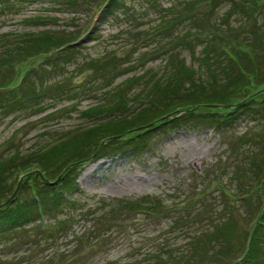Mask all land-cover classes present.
<instances>
[{
	"label": "rangeland",
	"instance_id": "1",
	"mask_svg": "<svg viewBox=\"0 0 264 264\" xmlns=\"http://www.w3.org/2000/svg\"><path fill=\"white\" fill-rule=\"evenodd\" d=\"M157 1V6L148 9L132 1L128 19H121L119 24L112 26L97 25L94 28L95 38L81 42L68 60L56 55L55 49L38 52L41 51L40 47H37V51L34 49L27 51L26 55L13 57V69L7 67L4 79L11 77L12 84H19L14 99H20L21 93L31 90L40 94L48 87L51 89L60 80H67L72 85L83 83L86 85V92L53 98L46 95L38 101L40 103H19L12 105L9 112H0V159H7L9 154L15 152L23 156L48 144L50 140H55L57 136H79L80 129L89 124L110 123L122 117L127 118L142 107L141 102L145 97L154 98L157 95L155 91L158 90L157 87H161L157 84L163 82L164 72L170 69L168 64H173L172 69L183 72L185 77L192 74L191 77L195 79V76L201 75L198 68L200 45H194L193 40H188L192 45L182 43L183 46H177L181 36L176 32L157 34V28L163 22L159 21V17L171 16L170 8L167 7L172 4L171 0ZM219 1L221 7L216 8L212 14L205 13L213 16L209 22L211 26L235 27L239 22L243 23L240 15L232 10L226 0ZM255 2L264 6V0ZM259 8H254V15L261 21L264 15L259 14ZM206 15L201 14V21H207L204 18ZM70 16L55 1L38 3L33 0H0V40L24 33H37L42 29L60 28L73 32L75 29L81 30L83 24L92 26L87 18L84 23L83 16L82 20L74 23ZM185 46L188 48L185 49ZM96 60L100 62L97 63ZM121 85L122 104H116L108 98L103 99L104 92L108 89L116 90ZM95 106L99 111L90 112L89 108H96ZM144 126L133 127L109 140L104 139L103 145L99 144L102 147L98 146L96 152L89 157L83 155H88L92 146H79L83 148L69 157L83 156L74 163L75 167L69 171L70 174H67V178H74V182L69 180V187H59L61 195L69 196L67 204L47 208L41 204L43 200L51 202L47 190L39 193L38 200H33L36 194L34 192L39 186L15 188L18 203L33 200L35 206H31L29 221L22 225L9 228L10 224L5 219H0V228L6 229L0 233V264L139 262L148 239L155 237L160 240L161 234H158L159 230H155L158 228H146L142 225L130 228L127 220L120 216L121 213L109 212L113 205H108L107 199L134 200L144 195H159L163 200H177L183 193L201 189L199 178L196 177L201 170L208 171L203 181H210L203 182L205 190L201 195L206 204L200 208L202 212L197 219L210 215L206 211L211 209V214L215 215L220 207V195L216 192L218 186L212 184L217 173L225 186L223 193L228 202L238 197L232 167L229 166L238 158V154L231 157L229 154L239 146V134L246 126L252 128L250 134L253 135L260 130L258 126L242 122L237 131L226 130L221 135L212 131L205 119L193 118L185 126H172L169 121H165L150 129L144 137L126 140L143 130ZM147 126L150 127L151 124ZM262 142L261 150L264 151V141ZM253 151L255 155L259 149L253 148ZM257 154L261 157L259 152ZM244 167H248L245 171L247 180L254 184L252 179L256 174L251 162ZM256 170L257 176L261 175L263 178L264 165L260 166L259 162V169ZM24 176L25 174L12 176L9 181H13L11 183L15 187L17 181ZM58 182L59 178L52 184L55 186ZM258 184L257 182L254 186ZM211 206L213 208L210 209ZM236 207L238 206L232 209L235 214ZM85 213L88 216H84ZM119 219L123 221V227L116 228L113 232L111 224ZM93 221L100 235L98 241L90 234ZM186 236V233L171 234L168 239L183 244ZM75 244V251L65 258L54 254L56 249L61 250ZM98 245H101L100 252L97 251Z\"/></svg>",
	"mask_w": 264,
	"mask_h": 264
},
{
	"label": "trees",
	"instance_id": "2",
	"mask_svg": "<svg viewBox=\"0 0 264 264\" xmlns=\"http://www.w3.org/2000/svg\"><path fill=\"white\" fill-rule=\"evenodd\" d=\"M33 1L38 3L55 1L58 7L71 14V22H78L83 16L84 23L87 18L88 22H92V26L83 24L81 30L75 29L73 32L60 28L42 29L37 33H24L0 40V112L3 110L9 112L12 105L16 106L19 103L20 105L40 103L38 101L46 95H51L53 98L63 94L74 96L86 92L84 88L86 85L84 86L83 83L72 85L67 80H60L51 89L48 87L40 94L31 90L21 93L20 99H14L19 84H12L11 77L4 79L7 67L13 69V57L26 55L27 51L34 49L37 51V47H40L41 51L38 52L55 49L56 55L68 60L81 42L95 38L94 28L97 25L112 26L119 24L121 19H128L127 14L132 1L146 9L157 6L159 2L157 0ZM171 1V7L169 5L167 7L170 8L171 16L159 17V21L163 22L157 28V34L176 32L181 36L177 46L189 43L192 45L188 40H193L194 45H200L198 68L201 75L195 76V79L191 77L192 74L185 77L183 72L172 69L173 64H170L171 66L168 64L170 69L164 72L166 74L163 75L165 76L163 82L157 84L161 86L155 91L157 95L154 98L145 97L141 102L142 107L135 113L129 114L127 118L122 117L110 123L89 124L80 129L79 136H57L55 140H50L48 144L23 156L15 152L9 154L7 159H0V219H5L6 223L10 224L9 228L28 222L31 206H35L33 200H38L39 193L46 190L50 193L51 202L43 200L41 204L44 207L53 208L59 204H67L70 201L69 196L61 195L59 187L61 185L69 187V180L74 182V178H67L69 171L75 167L74 163L80 160V157L93 155L104 139L109 140L113 136H119L133 127L145 125L143 130L126 140L144 137L150 129L165 121H169L172 126L177 124L185 126L193 118H203L212 131L221 135L226 130L237 131L241 123L245 122L247 125L258 126L260 130L253 135L250 134L252 128L246 126V129L239 134L241 138L239 146L232 149L229 154L230 157L238 154V158L229 165L232 167L231 173L237 187L236 191L239 192L238 197L228 202L226 194L223 193L222 180L220 181L217 176L220 174L217 173L212 179V184L218 186L216 192H219L221 199L215 215L211 214L213 208L211 206V212L206 211L210 215L206 214L204 218L197 219L202 212L200 208L206 204V200L201 195L205 190L203 182L210 181V179L203 181L208 175V171L205 170H201L196 176L201 183V189L196 188L197 190L191 193H183L177 200H163L159 195L153 197L144 195L134 200L111 198L107 199V204L113 205L109 212L121 213L120 216L127 220L130 228L136 225L158 228L155 230H159L158 234H161L160 240L155 237L148 239L139 262L128 260L119 264H264V177L257 176L258 170H256L259 169V162L260 166L264 165V151L261 150L264 141V17L258 21L254 15V8L257 10L258 7H260L259 14L264 15V6L261 4L259 6L255 0H247L245 3L243 0H226L232 10L240 15L243 23L239 22L235 27L228 25L219 28L211 26L209 22L213 16L205 14L206 12L212 14L216 8L221 7L219 0ZM201 14L206 15L204 18L207 21H201L203 19ZM187 48L185 46V49ZM169 55L170 53L167 56ZM96 62L99 63L100 60ZM103 63L102 61L101 64ZM122 91L123 85L116 90L108 89L104 92L103 99L108 98L116 104H122ZM95 107L89 108V111L98 112L97 106ZM149 123L150 127L147 126ZM80 145L92 146V151L88 155L69 159L83 148V146L79 148ZM253 148L259 149L257 152L261 157L257 152L253 155ZM250 162L256 174L252 179L255 181L254 184L247 180L245 171L248 167H244ZM18 174L25 176L19 179L14 187L11 183L13 181H9V178ZM58 178V185L54 186L52 183ZM257 182L258 186H254ZM20 186L40 187L34 192L36 194L33 200L29 201L31 205L27 203L28 201L18 203L15 199L16 194L11 195L15 188ZM104 199L106 201V198ZM98 202L99 200L96 201ZM235 206H238L236 214L232 210ZM84 216L88 215L85 213ZM92 223L90 234L98 241L100 235L94 221ZM122 223L120 219L114 221L111 230L114 232L116 228L123 227ZM5 231L6 229L0 228V233ZM183 233L187 235L183 244L168 239V235ZM100 246L97 247L99 252ZM76 247L77 244L61 250L56 249L54 254L65 258L74 252Z\"/></svg>",
	"mask_w": 264,
	"mask_h": 264
},
{
	"label": "water",
	"instance_id": "3",
	"mask_svg": "<svg viewBox=\"0 0 264 264\" xmlns=\"http://www.w3.org/2000/svg\"><path fill=\"white\" fill-rule=\"evenodd\" d=\"M1 205V204H0Z\"/></svg>",
	"mask_w": 264,
	"mask_h": 264
}]
</instances>
